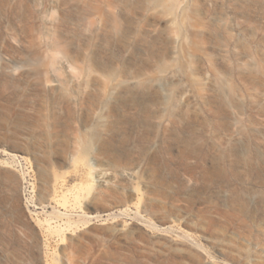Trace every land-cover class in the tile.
Instances as JSON below:
<instances>
[{
	"label": "rangeland",
	"instance_id": "1",
	"mask_svg": "<svg viewBox=\"0 0 264 264\" xmlns=\"http://www.w3.org/2000/svg\"><path fill=\"white\" fill-rule=\"evenodd\" d=\"M0 264H264V0H0Z\"/></svg>",
	"mask_w": 264,
	"mask_h": 264
},
{
	"label": "bare ground",
	"instance_id": "2",
	"mask_svg": "<svg viewBox=\"0 0 264 264\" xmlns=\"http://www.w3.org/2000/svg\"><path fill=\"white\" fill-rule=\"evenodd\" d=\"M176 56V55H175ZM13 63L15 64V66H24L27 62L24 61V60H15L13 61ZM25 69V68H24ZM36 76V75H35ZM159 76V75H158ZM177 82V81H176ZM226 82V81H225ZM134 84H138V81H134L133 82ZM148 85H157V86H160V87H164L167 91V94H166V97H165V103H169V100H170V97H171V93H172V87H170L169 85H167L165 82H164V79H162L161 77L160 78H157L156 80H150L149 83H142L140 86L142 88H146ZM14 86V84H13ZM30 86V85H29ZM117 87V86H116ZM15 88V87H14ZM223 88V86H222ZM156 89V88H155ZM160 89V88H159ZM162 93V92H161ZM223 94V93H222Z\"/></svg>",
	"mask_w": 264,
	"mask_h": 264
}]
</instances>
